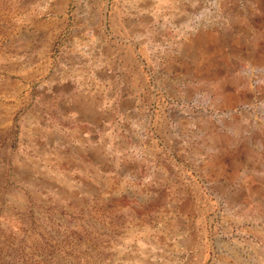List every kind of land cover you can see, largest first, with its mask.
Instances as JSON below:
<instances>
[{
	"label": "rangeland",
	"instance_id": "obj_1",
	"mask_svg": "<svg viewBox=\"0 0 264 264\" xmlns=\"http://www.w3.org/2000/svg\"><path fill=\"white\" fill-rule=\"evenodd\" d=\"M0 264H264V0H0Z\"/></svg>",
	"mask_w": 264,
	"mask_h": 264
}]
</instances>
